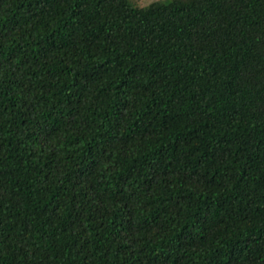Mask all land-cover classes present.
<instances>
[{
	"label": "trees",
	"instance_id": "16d2710c",
	"mask_svg": "<svg viewBox=\"0 0 264 264\" xmlns=\"http://www.w3.org/2000/svg\"><path fill=\"white\" fill-rule=\"evenodd\" d=\"M254 55L264 0H0V264H264Z\"/></svg>",
	"mask_w": 264,
	"mask_h": 264
},
{
	"label": "rangeland",
	"instance_id": "374dc122",
	"mask_svg": "<svg viewBox=\"0 0 264 264\" xmlns=\"http://www.w3.org/2000/svg\"><path fill=\"white\" fill-rule=\"evenodd\" d=\"M135 7L137 8H144L147 6H150L154 3L161 2L163 0H129ZM228 9V7H227ZM229 13V11H228ZM227 13V14H228ZM229 15H223L219 21V33L222 34L223 32H227L229 29V18H227ZM206 35L204 30L201 31L199 34V41L201 44L207 46H211L212 44L215 43V37L211 38H206ZM214 38V39H212ZM258 55H254L252 57V68H253V73H250V75L243 81L239 82L240 87L236 86L237 89H242V106H243V112L250 111V107H252L254 104L259 110L260 116L264 118V89H261L259 87V84H264V81L262 80V76L264 75V69L261 65H257L258 62ZM255 57V58H254ZM254 58V59H253ZM256 70V71H255ZM168 75H165L166 81H168ZM182 83H187V81L192 80L191 77L185 76L182 77L181 79ZM238 83V84H239ZM248 113V112H247ZM246 113V114H247Z\"/></svg>",
	"mask_w": 264,
	"mask_h": 264
}]
</instances>
